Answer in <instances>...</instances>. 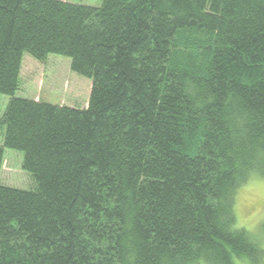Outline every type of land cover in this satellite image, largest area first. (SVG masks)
<instances>
[{
	"label": "trees",
	"instance_id": "1",
	"mask_svg": "<svg viewBox=\"0 0 264 264\" xmlns=\"http://www.w3.org/2000/svg\"><path fill=\"white\" fill-rule=\"evenodd\" d=\"M66 57L85 109L15 97ZM0 264H261L235 196L264 176V0H0Z\"/></svg>",
	"mask_w": 264,
	"mask_h": 264
},
{
	"label": "rangeland",
	"instance_id": "2",
	"mask_svg": "<svg viewBox=\"0 0 264 264\" xmlns=\"http://www.w3.org/2000/svg\"><path fill=\"white\" fill-rule=\"evenodd\" d=\"M58 1L97 7L102 0ZM90 89V80L71 72L68 58L49 55L43 62H38L25 55L21 63L20 89L16 92L15 97L41 101L55 106L85 109L88 106ZM8 101V96L0 94V114L4 111ZM22 159V152L3 150L4 161L0 174L2 185L20 190H27L33 186L31 176L21 168ZM243 187L237 191L235 196L236 227L253 233L260 240V245L264 250V218L255 221L249 220L254 209L248 204H240L238 201L240 190ZM242 221H248V223L245 224ZM237 264L250 263L237 261ZM261 264H264V256Z\"/></svg>",
	"mask_w": 264,
	"mask_h": 264
},
{
	"label": "clouds",
	"instance_id": "3",
	"mask_svg": "<svg viewBox=\"0 0 264 264\" xmlns=\"http://www.w3.org/2000/svg\"><path fill=\"white\" fill-rule=\"evenodd\" d=\"M238 201L240 204L246 203L254 209L249 220L255 221L264 218V176L251 175L248 183L240 190ZM242 223L247 224L248 221H242Z\"/></svg>",
	"mask_w": 264,
	"mask_h": 264
}]
</instances>
